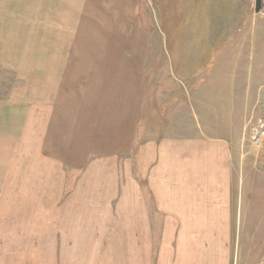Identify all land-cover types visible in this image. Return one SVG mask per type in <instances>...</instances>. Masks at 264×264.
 <instances>
[{
  "label": "rangeland",
  "instance_id": "1",
  "mask_svg": "<svg viewBox=\"0 0 264 264\" xmlns=\"http://www.w3.org/2000/svg\"><path fill=\"white\" fill-rule=\"evenodd\" d=\"M256 1L61 0L81 6V27L72 19L44 30L52 0H0V151L24 125L20 107L33 102L37 112L67 93L65 106L83 103L80 133L85 114L112 102L124 103V114L129 105L131 140L226 139L241 182L245 252L259 253L264 139L254 144L251 134L264 118V8L256 14ZM0 180H10V168H0Z\"/></svg>",
  "mask_w": 264,
  "mask_h": 264
},
{
  "label": "crops",
  "instance_id": "2",
  "mask_svg": "<svg viewBox=\"0 0 264 264\" xmlns=\"http://www.w3.org/2000/svg\"><path fill=\"white\" fill-rule=\"evenodd\" d=\"M52 1L44 30L81 27V6ZM66 97L26 102L0 151V264H264V243L245 252L228 140H131L129 105L112 102L80 133L83 103Z\"/></svg>",
  "mask_w": 264,
  "mask_h": 264
},
{
  "label": "built area",
  "instance_id": "3",
  "mask_svg": "<svg viewBox=\"0 0 264 264\" xmlns=\"http://www.w3.org/2000/svg\"><path fill=\"white\" fill-rule=\"evenodd\" d=\"M264 139V118H260L254 126L251 134V140L254 144H260Z\"/></svg>",
  "mask_w": 264,
  "mask_h": 264
},
{
  "label": "water",
  "instance_id": "4",
  "mask_svg": "<svg viewBox=\"0 0 264 264\" xmlns=\"http://www.w3.org/2000/svg\"><path fill=\"white\" fill-rule=\"evenodd\" d=\"M264 8V3L263 0H257L256 1V8H255V13L259 14Z\"/></svg>",
  "mask_w": 264,
  "mask_h": 264
}]
</instances>
